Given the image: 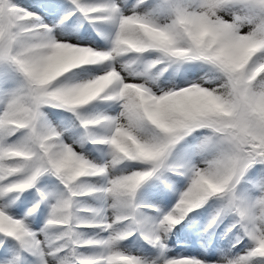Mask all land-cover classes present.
Here are the masks:
<instances>
[{"label":"snow or ice","instance_id":"snow-or-ice-1","mask_svg":"<svg viewBox=\"0 0 264 264\" xmlns=\"http://www.w3.org/2000/svg\"><path fill=\"white\" fill-rule=\"evenodd\" d=\"M0 264H264V0H0Z\"/></svg>","mask_w":264,"mask_h":264}]
</instances>
